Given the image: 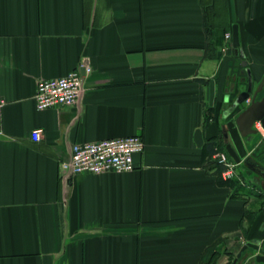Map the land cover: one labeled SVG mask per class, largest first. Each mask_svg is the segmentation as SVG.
I'll use <instances>...</instances> for the list:
<instances>
[{"label": "crops", "instance_id": "1", "mask_svg": "<svg viewBox=\"0 0 264 264\" xmlns=\"http://www.w3.org/2000/svg\"><path fill=\"white\" fill-rule=\"evenodd\" d=\"M234 25L245 59L223 53ZM243 60L257 88L264 0H0V264H226L247 243L263 250L264 176L241 164L261 180L252 194L243 172L228 185L204 160L249 106L233 109ZM79 67V103L38 111V82ZM131 135L146 144L133 173L62 176L74 145ZM259 136L247 148L264 169Z\"/></svg>", "mask_w": 264, "mask_h": 264}, {"label": "built area", "instance_id": "2", "mask_svg": "<svg viewBox=\"0 0 264 264\" xmlns=\"http://www.w3.org/2000/svg\"><path fill=\"white\" fill-rule=\"evenodd\" d=\"M232 34L225 35L226 46L223 53L227 54L233 48ZM80 67L69 75L38 82L35 102L38 111L50 108L73 107L79 103L85 92V77ZM91 73V69H86ZM248 104L250 102H247ZM6 105L5 99L0 97V138L4 136L2 113ZM255 129L261 133L264 128L257 122ZM42 138V130H35L32 139L35 142ZM145 142L139 136H128L120 139H107L94 143L76 144L72 148L71 158L60 164V170L65 180L83 174H104L108 172L130 173L135 170V157L145 151ZM224 148L217 147L212 162L223 168L221 174L225 182L234 180L237 176V164L231 159Z\"/></svg>", "mask_w": 264, "mask_h": 264}, {"label": "water", "instance_id": "3", "mask_svg": "<svg viewBox=\"0 0 264 264\" xmlns=\"http://www.w3.org/2000/svg\"><path fill=\"white\" fill-rule=\"evenodd\" d=\"M239 28L237 25L233 26V48L236 57L245 59L240 46ZM242 67L245 69L248 76V88L243 92L233 104V109L241 106L246 102H250V105L244 109V111L236 117L234 120H230L227 123V132L224 137L228 141L226 144V151L237 164H248L252 162V155H250L247 148V144L253 141V138L259 134L254 128L257 122L262 124L264 128V96L261 100H258L261 94L264 95V78L257 88H254V82L252 78L251 70L248 68V63L243 60ZM253 163V162H252ZM255 168L258 167L253 163ZM248 250L261 251L259 243H247L242 247L237 257L231 261V264H238L239 260L243 257L244 253Z\"/></svg>", "mask_w": 264, "mask_h": 264}, {"label": "rangeland", "instance_id": "4", "mask_svg": "<svg viewBox=\"0 0 264 264\" xmlns=\"http://www.w3.org/2000/svg\"><path fill=\"white\" fill-rule=\"evenodd\" d=\"M247 103V102H246ZM224 122H226L225 120L223 121V123ZM228 122V121H227ZM226 122V123H227ZM225 125V124H224ZM226 126H227V124H226ZM227 127H225V129H226ZM260 135H261V137H260V141L263 139L264 140V130L260 133ZM262 138V139H261ZM262 156H261V158H263V154H261ZM242 168V166L241 165H237V168H236V174H243L244 175V177H241V180L240 181H238L240 184L241 183H243V186H251L252 187V190L253 191H251V193L253 194V192L254 191H256L257 190V187L259 186L260 187V185H261V180L258 178V180H257V178L256 179H254L253 177L252 178H250V177H248V176H252V175H248L247 173H245V171H244V169H241ZM243 172V173H242ZM236 178V177H235ZM236 258V256H230L229 258H227V261H226V264H231V261H233L234 259ZM215 263H213V264H220V259L219 258H217L215 261H214ZM222 262V261H221Z\"/></svg>", "mask_w": 264, "mask_h": 264}, {"label": "trees", "instance_id": "5", "mask_svg": "<svg viewBox=\"0 0 264 264\" xmlns=\"http://www.w3.org/2000/svg\"><path fill=\"white\" fill-rule=\"evenodd\" d=\"M217 147L225 149L224 148V144H223V138H220V139H217V140L211 139L208 143H206V147L204 149V160L209 162V163H211L215 167V170L217 171V175L219 177H221V174L223 172V168L219 167L216 164H214L213 162H211L212 161V156H214L215 150H216ZM233 182H234V180H231V181H229L226 184L229 185V184H232Z\"/></svg>", "mask_w": 264, "mask_h": 264}, {"label": "flooded vegetation", "instance_id": "6", "mask_svg": "<svg viewBox=\"0 0 264 264\" xmlns=\"http://www.w3.org/2000/svg\"><path fill=\"white\" fill-rule=\"evenodd\" d=\"M248 107V106H247ZM246 107V108H247ZM226 132H227V130H226ZM225 138V137H224ZM225 140V146H226V144H227V140H226V138L224 139ZM249 166L253 169V170H255V171H258L259 173H261L263 176H264V169H262V168H260V167H256L255 168V166H254V164L252 163V162H250L249 163ZM262 250V249H261ZM263 252L262 253H264V248H263V250H262Z\"/></svg>", "mask_w": 264, "mask_h": 264}]
</instances>
